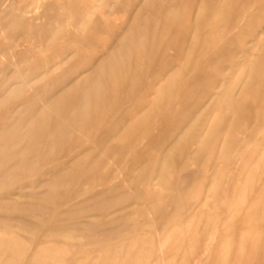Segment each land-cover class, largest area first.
Wrapping results in <instances>:
<instances>
[{
  "label": "rangeland",
  "instance_id": "374dc122",
  "mask_svg": "<svg viewBox=\"0 0 264 264\" xmlns=\"http://www.w3.org/2000/svg\"><path fill=\"white\" fill-rule=\"evenodd\" d=\"M0 264H264V0H0Z\"/></svg>",
  "mask_w": 264,
  "mask_h": 264
},
{
  "label": "bare ground",
  "instance_id": "6f19581e",
  "mask_svg": "<svg viewBox=\"0 0 264 264\" xmlns=\"http://www.w3.org/2000/svg\"><path fill=\"white\" fill-rule=\"evenodd\" d=\"M32 3H33V2H32ZM32 3H31V4H32ZM33 5H34V4H33ZM14 6H15V5H14ZM34 12H35V11H34ZM35 14H36V13H35ZM214 48H215V47H214ZM74 88H75V87H74ZM124 197H125V196H124Z\"/></svg>",
  "mask_w": 264,
  "mask_h": 264
}]
</instances>
